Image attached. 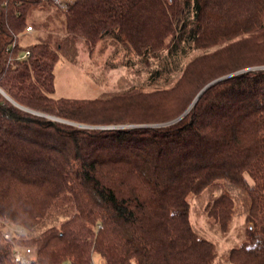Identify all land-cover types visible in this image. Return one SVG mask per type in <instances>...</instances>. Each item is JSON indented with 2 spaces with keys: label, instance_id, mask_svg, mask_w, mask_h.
<instances>
[{
  "label": "trees",
  "instance_id": "trees-1",
  "mask_svg": "<svg viewBox=\"0 0 264 264\" xmlns=\"http://www.w3.org/2000/svg\"><path fill=\"white\" fill-rule=\"evenodd\" d=\"M65 1L0 0V87L68 120L138 125L81 127L0 91V264L15 243L42 264H264V0ZM81 41L113 44L121 88L55 95ZM191 196L221 237L237 218L240 243L218 250ZM9 225L25 233L6 239Z\"/></svg>",
  "mask_w": 264,
  "mask_h": 264
},
{
  "label": "rangeland",
  "instance_id": "rangeland-1",
  "mask_svg": "<svg viewBox=\"0 0 264 264\" xmlns=\"http://www.w3.org/2000/svg\"><path fill=\"white\" fill-rule=\"evenodd\" d=\"M54 13L50 11L36 10L34 16L37 20L44 21L45 17ZM55 26H52L54 28ZM42 32L33 28L30 32L24 35L25 42H33L36 40L38 34ZM105 48L102 47V43L98 44L95 51L90 53L87 45L84 42L78 43L76 54L69 58H61L56 64V96H69V97H85L92 98L101 95L103 92H111L118 90L126 81L128 70L126 66L109 67V58L113 55V44H105ZM75 53V52H74ZM264 66H256L253 68H261ZM244 70V69H243ZM249 70V69H248ZM242 71V70H241ZM245 71V70H244ZM1 91V90H0ZM2 92V91H1ZM36 111V110H35ZM41 112V111H38ZM44 113V112H41ZM49 118H61L52 114L44 113ZM41 115V114H40ZM52 116V117H51ZM65 119V118H61ZM57 120V119H55ZM68 120V119H65ZM61 121V120H59ZM75 122L81 127H128L136 126L138 124H112V125H99V124H87L82 122ZM66 122V121H64ZM67 122V123H71ZM74 124V123H71ZM153 126L154 124H144ZM193 204L192 220L206 236L213 238L217 243V249L224 251L227 248L238 245L241 241V237L237 236L242 232L243 227L237 223V218L233 222L230 233L224 237L217 235L213 230L210 222V218L206 211L203 210V199L201 196H191ZM11 228H17L14 225H9L6 230ZM25 246V245H21ZM95 263L100 262V256L95 255Z\"/></svg>",
  "mask_w": 264,
  "mask_h": 264
},
{
  "label": "built area",
  "instance_id": "built-area-1",
  "mask_svg": "<svg viewBox=\"0 0 264 264\" xmlns=\"http://www.w3.org/2000/svg\"><path fill=\"white\" fill-rule=\"evenodd\" d=\"M59 7L65 8V0H53ZM33 29L31 25L27 27V32ZM30 54V51H26L25 56ZM22 233H25L24 229L12 228L11 230H6L3 235L6 239H11L13 235L20 237ZM14 260L15 264H42L36 253L35 247L31 245L21 246L19 243H15L14 247Z\"/></svg>",
  "mask_w": 264,
  "mask_h": 264
},
{
  "label": "water",
  "instance_id": "water-1",
  "mask_svg": "<svg viewBox=\"0 0 264 264\" xmlns=\"http://www.w3.org/2000/svg\"><path fill=\"white\" fill-rule=\"evenodd\" d=\"M248 69H251V68H247V69H244V70H248ZM244 70H242V71H244ZM238 72H240V71H238ZM238 72L232 73V74H230V75L236 74V73H238ZM230 75H226V76L219 77V78H217V79L211 81V82L208 83L207 85H205V86L202 88V90L199 92V94L197 95V97L195 98V100H194V102L192 103V105L190 106V108L193 106V104L198 100V98L200 97V95H201V94H202V93H203L208 87H210L211 85L215 84L217 81H219V80H221V79H224V78H226L227 76H230ZM0 90L2 91V93H3V94H4L9 100H11L13 103H15L16 105L20 106L21 108L26 109V110H29V111H32V112H34V113H36V114L46 115V114H44V113H41V112H38V111L32 110V109H30V108H28V107H26V106H24V105L18 103V102L15 101L11 96H9V95H8V94H7L2 88H1V87H0ZM190 108H189V109H190ZM189 109H187V110H186L181 116H179L178 118H176V119H174V120H172V121H170V122L161 123V124H154V125H164V124H168V123L175 122V121L179 120L182 116H184V115L189 111ZM51 117H52V116H51ZM53 118H54V119H57V120H61V121L71 122V121H68V120H65V119H61V118H55V117H53ZM71 123L77 124V123H75V122H71ZM154 125H153V126H154ZM114 127H116V126H114ZM104 128H109V127H104Z\"/></svg>",
  "mask_w": 264,
  "mask_h": 264
},
{
  "label": "crops",
  "instance_id": "crops-1",
  "mask_svg": "<svg viewBox=\"0 0 264 264\" xmlns=\"http://www.w3.org/2000/svg\"><path fill=\"white\" fill-rule=\"evenodd\" d=\"M103 263V259L100 258V262L99 263H96V264H102Z\"/></svg>",
  "mask_w": 264,
  "mask_h": 264
}]
</instances>
